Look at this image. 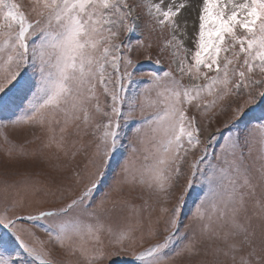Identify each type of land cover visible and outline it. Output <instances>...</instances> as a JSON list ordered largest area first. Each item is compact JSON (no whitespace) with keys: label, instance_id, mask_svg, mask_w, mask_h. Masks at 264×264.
Returning <instances> with one entry per match:
<instances>
[{"label":"snow or ice","instance_id":"1","mask_svg":"<svg viewBox=\"0 0 264 264\" xmlns=\"http://www.w3.org/2000/svg\"><path fill=\"white\" fill-rule=\"evenodd\" d=\"M141 21L159 33L154 63L170 60L138 82L132 53L153 59L150 37L132 40ZM262 104L264 0H33L28 12L0 0V133L32 129L39 140V129V150L55 149L69 172L52 179L66 202L18 214L44 190L20 170L37 149L3 136L0 264H112L121 255L134 264H264ZM192 107L230 115L203 135ZM113 163L119 170L97 199ZM126 189L159 205L163 231L149 218L146 247L136 243L145 225Z\"/></svg>","mask_w":264,"mask_h":264},{"label":"rangeland","instance_id":"2","mask_svg":"<svg viewBox=\"0 0 264 264\" xmlns=\"http://www.w3.org/2000/svg\"><path fill=\"white\" fill-rule=\"evenodd\" d=\"M17 3L22 5V8L25 12L30 11V6L33 3V0H16ZM165 36H167V33H165ZM145 37H150L151 42L153 44V48L150 50L151 54L153 56L152 60H147L144 58L145 52L143 49L138 50L134 53H132V58L133 60L137 61V72H136V77L138 78V82L146 80V77L141 76V73H147L151 71H156L158 69H164L166 70L169 64L170 57L167 53H164L160 55V59L162 63L160 65H157L154 63L155 58L158 55V49L157 45L160 43L159 39V33H154L150 34L145 28H144V23L143 21L140 22V29L133 34L132 40L133 42L137 38H145ZM148 40H146V43ZM184 83H190V81L185 78ZM136 85H133L135 87ZM238 98H229L225 100L221 107L229 108L230 105L233 103L234 100ZM258 108V107H257ZM256 108V110H257ZM255 110V115L256 114ZM188 115H195L197 118V122L200 124L202 129H206L203 133V135H207L208 132L215 131L216 128L220 127V125L223 123L225 119H227V116L230 115V111L225 114L220 111V108L218 107L215 110H210L206 115H201L199 112L196 111L194 107L190 108ZM4 119L8 118V114H4ZM35 134L40 136L39 140H33V130L32 129H18V128H8L3 130L2 133H0V146H2L3 143V136L7 135L8 139L13 141L16 144H21L24 143L25 141H28V143H25V147L28 150L32 149H37V153L34 158H30L27 161L24 162L23 167H21V171H29L33 173V178L35 180H38L41 182V187L44 189L37 193L35 196L29 197L33 203L31 207H26L21 210L17 209L16 211L18 214H27L28 212L36 213L37 209H47L50 207L54 206H59L60 204L66 202L68 199L67 195L65 194V199L64 200H58L57 196L59 195L57 191V184L52 183V179L55 178L57 181L62 179L63 177H66L69 175L68 171L61 170L58 166L59 165H65L68 163L67 160L61 158V159H56L57 153L55 152V149H44L40 151V145L41 142L44 140V134L39 130H35ZM57 135H58V130H57ZM203 138V137H202ZM125 147L124 149L121 150L122 154H126V149L128 146V141L127 139L124 142ZM199 153H194L189 156V162L194 160L196 158V155ZM4 154L2 151H0V166L3 165L4 163ZM76 161L80 162L81 164L83 163V157L82 156H77ZM2 167H0V171H2ZM118 164L114 163L112 166V170L109 172L107 178L104 180L103 184L100 186L99 191L96 193L97 199H99L104 192L108 190V186L111 184L115 172L118 171ZM184 170H188V164L184 165ZM184 181L181 180L180 183H183ZM68 183H71V181H67L65 183V187L67 186ZM82 187V185H80ZM78 190V189H77ZM197 190L192 191L191 195L188 198V205L184 209V214L185 217L190 212V208L192 205V201L196 198L197 196ZM113 199L119 198L117 194H113ZM124 198H130L131 203L136 205L140 209V214L143 219L144 225H145V235L143 241L140 240V233H136V243L139 246L141 243L143 246H148L151 243H154V240L150 239L147 236L146 230L148 226V221L149 218L153 221L152 227L158 229L161 233L163 231V221L159 222V224L156 223L157 217L160 215L158 211L159 205L155 203V197L150 196L147 193H141L139 191L134 192L131 194L130 197L127 196V189L125 190V197ZM147 200L148 204L150 206H154L157 208V211L150 212V209H145L144 207V201ZM55 201V203H52ZM174 202V201H173ZM170 206V205H169ZM131 210L125 209L124 215H128ZM185 222H187L185 220ZM3 229H0V232H3ZM37 235L41 239H46V236L37 231ZM112 264H134L133 259L131 256H115L111 258Z\"/></svg>","mask_w":264,"mask_h":264},{"label":"bare ground","instance_id":"3","mask_svg":"<svg viewBox=\"0 0 264 264\" xmlns=\"http://www.w3.org/2000/svg\"><path fill=\"white\" fill-rule=\"evenodd\" d=\"M260 107H264V104H262ZM260 107H258L257 110H256V114H258V115L260 114ZM113 165H114V163H113Z\"/></svg>","mask_w":264,"mask_h":264}]
</instances>
